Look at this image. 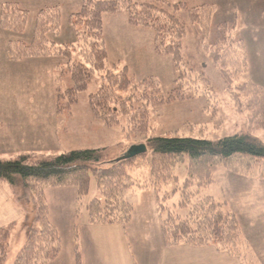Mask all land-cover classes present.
Instances as JSON below:
<instances>
[{
	"label": "rangeland",
	"instance_id": "rangeland-1",
	"mask_svg": "<svg viewBox=\"0 0 264 264\" xmlns=\"http://www.w3.org/2000/svg\"><path fill=\"white\" fill-rule=\"evenodd\" d=\"M131 1L142 3L149 0ZM171 1L185 5L176 11L188 31L180 39V46L185 55H192L197 66L202 67L203 78L208 79L207 86L201 77L189 75L187 64L177 83L179 72L172 55L154 51L151 27L156 20L149 19L141 8L136 7L139 24L128 22L126 9H123L125 12L103 15L109 71L118 73L127 67L132 83L154 79L158 82L160 94H174L169 102L147 108L144 122L149 134L138 135V129H134L136 125H130L125 114L118 115L119 122L107 124L92 112L89 97L105 83V77H101L105 72L93 73L87 88L73 94L69 90L74 87V81L65 57L19 54L17 59H11L10 43L30 44L35 33L36 16L46 7L59 6L61 9L59 33H48L49 42L57 46L74 44L75 28L70 19L80 9L81 0H0V12L5 3L18 4L28 11L26 23L20 29L13 31L0 25V158L9 159L25 153L41 156L106 148L109 158L119 159L132 146L146 143L148 136L217 141L243 133L264 143L263 116L249 110L247 96L231 89L219 66L210 58L217 41V28L224 24L227 35L243 45L247 59L245 70L231 83L235 86L252 83L264 92V0ZM198 3L213 7L207 31L202 24L192 22L194 20L188 14L191 6ZM158 18L162 20V17ZM71 54V60L79 59L74 49ZM142 90L143 86L138 85L134 91L141 93ZM141 103L137 99L134 104L140 106ZM151 162L152 154L147 149L126 167L133 185L126 190L125 198L133 207L134 228L141 232L154 231L151 228L156 227L157 220L160 219L161 223L165 218V209L180 217L188 213L178 204L182 200L179 188L187 179L188 159L184 158L173 167L166 179L154 176ZM260 167L262 164L256 163L250 174H241L224 165H215L211 169L212 182L198 187L197 195L224 202L226 208L235 214L241 239L249 250V254H245L246 260L252 264H264V177L260 176ZM5 185L24 209V217L10 226V246L4 264H14L39 204H46L48 218L57 226L61 237L58 264H70L75 226L87 221L90 200L104 198L95 178H91L88 195L80 198L74 185H45L41 191L40 188L26 189L19 182L13 188ZM142 241L151 251L158 246L154 240ZM238 261L242 264L240 259Z\"/></svg>",
	"mask_w": 264,
	"mask_h": 264
},
{
	"label": "trees",
	"instance_id": "trees-1",
	"mask_svg": "<svg viewBox=\"0 0 264 264\" xmlns=\"http://www.w3.org/2000/svg\"><path fill=\"white\" fill-rule=\"evenodd\" d=\"M149 1L132 3L131 0H81L80 9L73 13L70 19L76 37L75 43L70 46H57L47 38L48 33L55 35L59 33L60 7L41 9L36 16L33 41L30 44L11 42V59H17L19 54L31 57H65L70 63L69 68L74 81V87L69 90L73 94L87 88L93 73L105 72L103 76L101 75L102 78L105 77V83L89 97V105L94 115L105 123L112 124L119 122L118 115L125 114L131 121L130 125H136L134 129H138V135L147 134L148 127L144 122L147 108L169 102L174 94L173 92L167 96L160 94L158 82L154 79H145L139 84L132 83L128 77L127 67L118 73L109 71L103 28L104 14H117L126 9L128 22L139 24L136 7L141 8L149 19L156 20L151 27L154 31V51L158 54L172 55L179 72L177 83L182 79L187 64L189 67L186 71L190 73L189 75L196 74L202 78L205 86L208 85V79L203 78L202 67L197 66L192 55H185L180 46V39L188 31L176 11L185 5L175 4L171 0ZM188 14L191 20H194L192 22L202 24L207 31L213 7L198 3L191 6ZM27 15L28 11L21 9L18 4L5 3L0 12V25L3 29L16 31L25 25ZM148 25L151 26V23ZM217 29V41L210 58L219 66L231 89L247 96V107L252 113L263 116L264 124L263 90L252 83L239 86L231 83L247 66L244 47L241 42L234 41L227 35L226 25L221 24ZM71 49L78 53L79 59L71 60ZM138 85L143 86L141 93L134 91ZM137 99L145 103L136 106L134 103ZM143 144L151 151V170L156 177L169 178L173 167L184 158L188 159L187 179L179 188L182 200L178 203L179 207L186 208L188 213L185 217H180L169 210H164L166 216L161 221L164 245L211 246L220 252L237 257L242 264H252L246 260L249 250L241 239L235 214L226 208L224 202L211 196L197 195L198 187L212 182L211 169L215 165H224L237 173L250 174L255 164L259 163L263 166L260 167V176L264 177V143L250 134L240 133L217 141L148 136L146 143ZM133 159L135 158L111 159L106 148L72 150L41 156L25 153L9 159L0 158V183L13 188L19 182L26 189L40 188V191L45 185L57 187L74 185L80 198L88 195L91 178L94 177L104 198L103 200L94 198L88 203V223L126 226L133 212L132 205L125 198L126 190L133 185L126 167ZM194 183L196 187L193 188ZM192 199L195 200L192 202ZM9 237L10 227L0 228V264H4L7 259ZM61 250L62 241L58 229L48 218L46 204L41 206L39 204L33 224L28 227L25 244L14 264H48L58 257ZM76 261L77 264H81L79 253H76Z\"/></svg>",
	"mask_w": 264,
	"mask_h": 264
},
{
	"label": "crops",
	"instance_id": "crops-1",
	"mask_svg": "<svg viewBox=\"0 0 264 264\" xmlns=\"http://www.w3.org/2000/svg\"><path fill=\"white\" fill-rule=\"evenodd\" d=\"M13 197L10 188L0 183V228L10 227L24 217V209ZM134 219L135 216H132L126 226L92 225L88 219L75 226L70 264H77L76 253L80 255L81 264H240L235 257L211 246L166 247L162 240L160 219L154 223L156 227L152 226L154 231L149 229L144 232L134 228ZM142 240L157 241L158 246L151 251ZM159 240L162 241L158 243ZM59 255L48 264H58Z\"/></svg>",
	"mask_w": 264,
	"mask_h": 264
},
{
	"label": "water",
	"instance_id": "water-1",
	"mask_svg": "<svg viewBox=\"0 0 264 264\" xmlns=\"http://www.w3.org/2000/svg\"><path fill=\"white\" fill-rule=\"evenodd\" d=\"M147 152V147L145 144H137L135 146H132L128 152L125 154V156L119 158V159H130V158H136L137 156H140Z\"/></svg>",
	"mask_w": 264,
	"mask_h": 264
}]
</instances>
